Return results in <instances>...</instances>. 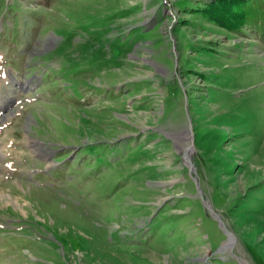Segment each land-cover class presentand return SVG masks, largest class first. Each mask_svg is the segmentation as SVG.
<instances>
[{
    "label": "rangeland",
    "instance_id": "1",
    "mask_svg": "<svg viewBox=\"0 0 264 264\" xmlns=\"http://www.w3.org/2000/svg\"><path fill=\"white\" fill-rule=\"evenodd\" d=\"M223 1L0 0V264H264V0Z\"/></svg>",
    "mask_w": 264,
    "mask_h": 264
},
{
    "label": "trees",
    "instance_id": "2",
    "mask_svg": "<svg viewBox=\"0 0 264 264\" xmlns=\"http://www.w3.org/2000/svg\"><path fill=\"white\" fill-rule=\"evenodd\" d=\"M240 1L242 0H225V2L223 1V4H220L218 7L219 10L215 11L213 14L216 22L230 32H236L245 26L244 11L236 10V6ZM230 8L234 9L231 10ZM226 13H229V16H225Z\"/></svg>",
    "mask_w": 264,
    "mask_h": 264
},
{
    "label": "water",
    "instance_id": "3",
    "mask_svg": "<svg viewBox=\"0 0 264 264\" xmlns=\"http://www.w3.org/2000/svg\"><path fill=\"white\" fill-rule=\"evenodd\" d=\"M191 149V147H190ZM205 201V200H204ZM216 217L220 220V223L222 224V228L225 230L226 234L228 235V241H229V245H232L234 243L235 240V236L233 235V233L227 229V227L223 224L221 218L219 217L218 214H215Z\"/></svg>",
    "mask_w": 264,
    "mask_h": 264
},
{
    "label": "bare ground",
    "instance_id": "4",
    "mask_svg": "<svg viewBox=\"0 0 264 264\" xmlns=\"http://www.w3.org/2000/svg\"><path fill=\"white\" fill-rule=\"evenodd\" d=\"M186 148H187V146H186V145H183V146L181 145V146H180V150H182V151H185V150H186Z\"/></svg>",
    "mask_w": 264,
    "mask_h": 264
}]
</instances>
